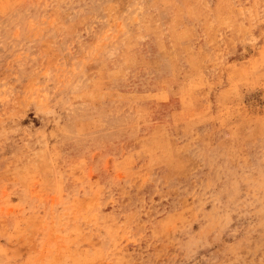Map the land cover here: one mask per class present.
Here are the masks:
<instances>
[{
    "label": "rangeland",
    "instance_id": "rangeland-1",
    "mask_svg": "<svg viewBox=\"0 0 264 264\" xmlns=\"http://www.w3.org/2000/svg\"><path fill=\"white\" fill-rule=\"evenodd\" d=\"M0 264H264V0H0Z\"/></svg>",
    "mask_w": 264,
    "mask_h": 264
}]
</instances>
